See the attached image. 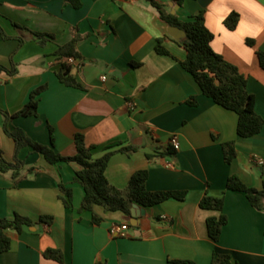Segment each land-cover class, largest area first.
<instances>
[{"label":"crops","instance_id":"0c3cea01","mask_svg":"<svg viewBox=\"0 0 264 264\" xmlns=\"http://www.w3.org/2000/svg\"><path fill=\"white\" fill-rule=\"evenodd\" d=\"M158 7L180 20L203 13L213 49L247 76L255 110L264 118V70L257 57L264 50V0H0V26L9 36L0 34V65L16 68L12 76L0 74V109L16 113L35 89L47 85L38 115L12 117L9 127L23 129L63 156L76 153L75 134L83 133L95 146L94 158L113 150L106 176L119 189L147 169L150 191L186 192L183 200L140 205L146 212L133 226L121 211L82 208L77 163L51 164L33 147H23L18 185L10 173H0V217L20 214L34 225L8 232L11 248L0 252V264H176L183 259L211 264L217 253L230 254L238 264H264V211L256 210L245 193L227 189L231 175L249 187H263L264 126L254 136L238 135V115L204 95L181 66L187 51L177 42L182 39L170 34ZM233 12L239 23L230 30L225 20ZM35 33L52 38L42 45ZM73 37L83 60L72 62V75L82 88L57 75L56 50ZM162 37L172 55L156 52ZM193 96L196 105L188 103ZM3 124L0 111V149L13 161L16 144ZM172 136L178 150L169 145ZM227 141L237 147L231 164L224 159ZM129 146L135 150H123ZM61 183L72 189V207L60 198ZM205 195H224L229 221L218 242L207 229V218L217 212L200 207ZM94 214L102 218L99 223ZM50 215L51 223L40 220ZM124 222L130 224L128 235L115 236L114 225ZM48 249L62 250L63 261L46 257Z\"/></svg>","mask_w":264,"mask_h":264},{"label":"trees","instance_id":"16d2710c","mask_svg":"<svg viewBox=\"0 0 264 264\" xmlns=\"http://www.w3.org/2000/svg\"><path fill=\"white\" fill-rule=\"evenodd\" d=\"M68 1L74 3V0ZM74 5L76 6L77 4ZM158 8L163 20L171 26L179 27L186 32V37L177 41L187 51L185 59L179 61L183 69L193 76L202 93L212 98L217 104L234 111L238 115L237 132L240 137L246 138L260 133L264 126V118L255 110V98L248 90L247 76L235 64L215 52L212 47L214 35L205 25L203 13L192 15L187 20H180L162 7ZM238 23L239 14L237 12L231 13L225 20V25L230 30H234ZM0 34L3 38L9 37L1 26ZM35 35L42 45H45L52 38L51 35L44 33H35ZM165 39L164 37L158 39L156 52L161 55H172L164 45ZM77 40L78 37H73L70 42L57 48L56 55L61 59L57 75L60 81L66 85L82 88L81 83L72 75V61L81 62L83 60L76 48ZM247 42L249 45H254L253 40L249 39ZM257 57L260 66L264 70V50L258 51ZM2 72H7L12 76L16 73V68L14 65L11 68L0 65V74ZM46 89L47 85L35 89L30 95L29 102L14 114L0 109L4 116V132L16 144L13 161L7 160L0 149V173H10L14 179V185H18L25 168L24 161L18 158L19 151L23 147L31 146L36 152L43 154L51 164L66 162L79 165V169L76 170L75 180L84 189L83 209L93 210L94 206L98 205L104 207L107 211H121L130 217L131 208L135 203L150 207L170 198L178 200L185 198L186 192L184 191H150L147 188L149 178L147 169L136 171L127 187L123 190L112 185L106 176V169L114 153L113 150L107 151L99 158H94L93 151L95 146L88 145L85 135L81 132L76 133L74 138L76 153L73 156H63L56 153L52 146L33 141L23 129L17 127L11 129L8 125L10 118L38 115L40 95ZM188 103L196 105L197 97H191ZM53 141L54 138L51 136V144H53ZM123 150L131 151L135 150V147H124ZM223 152L226 163L231 164L237 156L236 143L234 141L224 142ZM59 189L60 198L65 206L72 207V189L63 183L59 185ZM227 189L245 193L256 210L264 211V172L263 187L261 189L247 186L236 175L229 177ZM224 205V195L220 197L205 195L200 201L201 208L217 212V215L207 218L208 234L214 242L219 241L223 228L229 221L227 214L224 212ZM101 219L100 216L94 214L93 220L95 223H99ZM40 220L49 224L53 221V216H43ZM33 225L34 221L32 219L20 214H16L12 218L0 217V252L8 251L11 248L9 231L22 232L23 229ZM45 256L62 262L64 255L60 249H48L45 252ZM175 263L196 264L195 261L190 259L177 260ZM211 264L238 263L228 253H217L214 255Z\"/></svg>","mask_w":264,"mask_h":264},{"label":"built area","instance_id":"2783aa9c","mask_svg":"<svg viewBox=\"0 0 264 264\" xmlns=\"http://www.w3.org/2000/svg\"><path fill=\"white\" fill-rule=\"evenodd\" d=\"M73 62V61H72ZM103 81L106 80V76L101 77ZM169 145L174 149L178 150L180 148L179 141L176 136H172ZM259 163H263L262 161H259ZM168 166L173 167L174 163L173 162H168ZM165 220H168L167 217H163ZM130 228L129 222H124L120 225H114L112 231L115 236L117 237H126L128 235V229Z\"/></svg>","mask_w":264,"mask_h":264},{"label":"water","instance_id":"95a60500","mask_svg":"<svg viewBox=\"0 0 264 264\" xmlns=\"http://www.w3.org/2000/svg\"><path fill=\"white\" fill-rule=\"evenodd\" d=\"M171 29L173 32H170V34L176 39H183L186 37V32L183 29L176 26H171ZM145 212V208L141 207L139 204H133L131 208V225L137 226L138 217L144 216Z\"/></svg>","mask_w":264,"mask_h":264}]
</instances>
